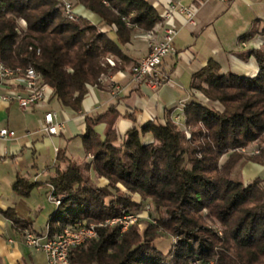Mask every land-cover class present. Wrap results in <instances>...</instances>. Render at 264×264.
<instances>
[{
    "label": "trees",
    "instance_id": "16d2710c",
    "mask_svg": "<svg viewBox=\"0 0 264 264\" xmlns=\"http://www.w3.org/2000/svg\"><path fill=\"white\" fill-rule=\"evenodd\" d=\"M78 2L113 28L116 39L85 17L69 18L58 0H0V63L35 68L53 88V97L75 111L82 110L89 85L100 86L102 75L130 63L122 46L132 34L152 30L162 20L148 0ZM257 31L253 28L242 39ZM108 56L116 58L115 65ZM250 56L259 66L254 76L222 73L213 59L193 74L191 87L224 109L198 100L188 103L182 119L185 126L196 125L190 139L171 117L165 123L135 125L120 139L115 105L85 117L81 137L93 160H70L65 170L56 167L50 184L63 200L48 224L49 236L69 224L100 223L140 207L119 183L130 194L151 198L159 216L156 223L124 233L119 226L98 227L97 238L70 250V264H191L193 259L202 264H264V178L245 184L232 177L246 157L237 149L264 142V45L247 50L244 59ZM162 75L169 82V73ZM100 123L106 124L105 140L94 130ZM147 135L153 142H147ZM57 158L67 161L62 150ZM251 159L264 164V146L261 156ZM91 170L109 185L98 186ZM38 184L18 176L13 190L27 197ZM0 212L27 228L13 208L0 207ZM207 220L218 222L222 233ZM166 232L177 238L167 254L155 244Z\"/></svg>",
    "mask_w": 264,
    "mask_h": 264
},
{
    "label": "crops",
    "instance_id": "0c3cea01",
    "mask_svg": "<svg viewBox=\"0 0 264 264\" xmlns=\"http://www.w3.org/2000/svg\"><path fill=\"white\" fill-rule=\"evenodd\" d=\"M162 14L178 0H148ZM181 4L193 11L192 21L187 12L176 9L172 23L178 29L174 51L160 67L161 73H169V82L155 92L147 83L133 80L131 67L149 53L150 41L144 38L145 31L137 29L130 42L122 46L130 63L101 78L100 86H88L83 108L75 111L63 106L55 97L43 107L25 111L17 104L0 100V127L16 130L11 140H0V207L13 208L17 216L35 233L48 231L50 220L56 216L58 207L49 199L50 181L56 175V167H68L70 160L92 161L83 146L82 135L86 130L85 117L106 111L115 105L120 113L116 128L120 139L135 125L147 121L165 123L169 117L182 114L185 106L194 101H204L198 91L191 87L193 74L201 70L210 59L217 61L222 73L233 72L254 76L259 66L246 51L264 44V0H182ZM78 15L92 24H100L116 39L113 28L102 24L100 18L78 3ZM253 28L258 31L244 40L242 36ZM162 35L161 27H158ZM58 113L64 122V130L48 136L40 131V119L46 111ZM131 116V117H130ZM135 120H133V118ZM183 120V119H182ZM105 140L106 124L94 126ZM152 137V135H147ZM62 150L67 161L58 160ZM242 178H264V164L248 162L242 168ZM91 178L98 186L108 184V179L94 171ZM18 176L39 183L27 197L18 195L13 184ZM24 229V230H25ZM24 230L0 212V264H48V255L43 250L29 246L24 239Z\"/></svg>",
    "mask_w": 264,
    "mask_h": 264
},
{
    "label": "built area",
    "instance_id": "2783aa9c",
    "mask_svg": "<svg viewBox=\"0 0 264 264\" xmlns=\"http://www.w3.org/2000/svg\"><path fill=\"white\" fill-rule=\"evenodd\" d=\"M69 18H75L78 13L75 9V0H58ZM182 0L171 3L161 14L162 20L144 34L150 41L149 53L131 67L133 80L137 83H147L155 92L164 85L167 77L162 75L160 67L165 58L174 51V42L178 29L172 23L174 11L179 9L187 12L192 21L193 11L190 7L183 6ZM161 27L162 35H159ZM111 65H115L108 58ZM54 95L53 88L44 81L41 72L33 67H9L0 63V100L8 104H17L25 111H33L49 103ZM58 113L53 110L46 111L40 119V131L45 135H58L65 128L64 122L58 120ZM182 120V114L174 115L173 121ZM17 132L9 127H0V140H11ZM58 150V149H57ZM51 185L49 199L57 207L62 203L63 197L55 194ZM129 217V216H127ZM125 219H127L125 217ZM122 221V217L107 219L106 222L87 224L85 220L65 226L61 231L49 236V231L43 234L35 233L30 229L24 230L26 243L38 250H43L48 255V264H70L69 252L73 247L81 245L98 237V227L108 223L115 224ZM125 228V226L123 227Z\"/></svg>",
    "mask_w": 264,
    "mask_h": 264
},
{
    "label": "rangeland",
    "instance_id": "374dc122",
    "mask_svg": "<svg viewBox=\"0 0 264 264\" xmlns=\"http://www.w3.org/2000/svg\"><path fill=\"white\" fill-rule=\"evenodd\" d=\"M75 1H76L75 6H77V4L79 2H78V0H75ZM78 16H80V15H78ZM128 24L131 25L129 22H128ZM19 25H20L21 28H25L26 27V21L24 19H20L19 20ZM146 32L147 31H145V33ZM263 45H261L260 47H262ZM260 47H258V48H260ZM108 58L112 59L114 62H116V58L114 56H108L107 57V61H108ZM102 77H104V75H102ZM100 84H101V80H100ZM197 91H198L197 93H199V96L204 98V101L202 102L203 104L209 105L212 108L218 109V110H223L224 109L223 104H221L219 101L210 100L200 90H197ZM175 123L179 126V129H181L182 131H184L186 133L187 139H190L191 136H192L193 129H196V125H194V126H185L184 120H181V121L175 122ZM146 140H147V142L151 143V142H153V137H147L146 136ZM263 146H264V142H262L261 140H257V141L251 142L249 145H247V146H245L243 148L237 149L241 153L245 154L246 157L243 158L241 160V162H239L237 164V166L235 167V169L233 171L232 177L242 180L245 184H248L252 180H254L256 177H254L250 181H245L242 178V173H241L242 172V168L248 162H256V163L262 164V163H260V162H258L256 160H252L251 158L252 157L255 158V157L261 156L262 147ZM230 153H232V151ZM230 153L225 154L221 158V162L222 163L227 160V158L229 157ZM102 177H104V176H102ZM257 177H261V176H257ZM108 185H109V180H108V184L105 185V186H108ZM118 186H119V188L121 189L122 192H124L126 194H129L134 201L140 203V207L132 209V211L129 212V213H125V214L120 215V216H115V217H122L123 223H121V222H118V223H115V224L108 223V224H106L104 226H107V225H109V226H119L121 232L124 233V232L128 231L129 229H131L132 227H135L137 229H143L149 223H156L159 215H158V212L156 210L155 204H154V202H153V200L151 198L143 199L142 196L139 193H133V194L131 193L130 194L128 192V190L125 188V186H123L121 183H119ZM112 191L114 192V194H116L114 189ZM127 216H129V217H127ZM125 217L127 219H125ZM111 218H114V217H111ZM106 221H107V219L105 221H102V222H106ZM207 222H208V224L213 225L215 228L219 229V233L220 234L222 233L220 224L218 222L212 223L210 220H207ZM86 223L90 224L87 221H86ZM91 223H94V222H91ZM124 226H125V228H123ZM176 240H177V238L175 236H173L170 233L166 232L164 234V236H162V237H160V238H158L156 240L155 244H156L158 249H160L162 252L167 254L172 249V246L176 242ZM191 264H202V263H201L200 260L193 259L191 261Z\"/></svg>",
    "mask_w": 264,
    "mask_h": 264
}]
</instances>
